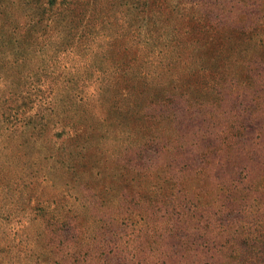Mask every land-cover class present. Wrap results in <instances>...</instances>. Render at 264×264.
Masks as SVG:
<instances>
[{
  "label": "rangeland",
  "instance_id": "1",
  "mask_svg": "<svg viewBox=\"0 0 264 264\" xmlns=\"http://www.w3.org/2000/svg\"><path fill=\"white\" fill-rule=\"evenodd\" d=\"M263 43L264 0H0V264H264Z\"/></svg>",
  "mask_w": 264,
  "mask_h": 264
},
{
  "label": "trees",
  "instance_id": "2",
  "mask_svg": "<svg viewBox=\"0 0 264 264\" xmlns=\"http://www.w3.org/2000/svg\"><path fill=\"white\" fill-rule=\"evenodd\" d=\"M249 38V37H248ZM262 47H264V43L261 45Z\"/></svg>",
  "mask_w": 264,
  "mask_h": 264
}]
</instances>
